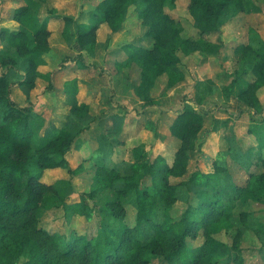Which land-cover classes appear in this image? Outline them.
I'll list each match as a JSON object with an SVG mask.
<instances>
[{"label": "trees", "instance_id": "trees-1", "mask_svg": "<svg viewBox=\"0 0 264 264\" xmlns=\"http://www.w3.org/2000/svg\"><path fill=\"white\" fill-rule=\"evenodd\" d=\"M24 1L13 15L20 27L0 29L2 41L14 50L11 55L0 53V264H17L20 258H25V264H154L160 258L166 264H217L226 245L215 235L232 227V214L236 210L252 212L255 204L264 208V125L256 132L253 126L249 128L257 139V148L247 157L244 185H234L232 190L222 188L220 172L229 167L227 158L232 147L218 153L211 171L196 169L186 177L191 154L202 145L205 115L200 109L209 107L206 99L217 90L212 78L197 82V98L192 99L195 105H184L170 125L171 134L179 141L172 159L162 154L151 157L146 144L138 143L131 148L132 174L121 175L114 168H104L80 201H62L60 206L68 223L76 216L96 220V232L65 233L40 226L48 213L42 205L45 194L58 191L59 184L70 181L59 178L46 182V170L63 167L71 174L81 172L80 167L73 169L67 159L79 133L69 126L54 128L34 145L33 107L20 105L13 89L17 85L34 88L38 76L36 55L50 51L52 16L64 20L65 39H74L80 46L75 55L63 57L61 68L70 62L87 69L96 67L87 61L84 51L94 53L99 22H107L113 34L120 31L130 6L137 0H99L89 14L90 21L99 18L95 24L61 14L42 0L48 19L38 20L35 32L26 28L24 19L30 16V6L28 0ZM142 4L140 17L150 44L123 45L126 57L115 63L122 68L137 66L140 80L136 92L145 100V106L154 103L149 93L161 76L166 90L186 78L180 53L219 55L225 43L209 35L247 8L245 0H189L196 35L186 36L183 24L167 12V8L176 7L177 0H142ZM18 55L27 60L25 72L16 63ZM232 62V79L221 87V93L226 101L235 96L245 108L239 112L227 108L225 126L244 113L254 118L264 114L259 97L264 87V38L258 30L251 28L250 40L235 46ZM47 88L53 89L51 77ZM66 90L77 93L76 78L66 82ZM74 111L85 116L89 105L77 104ZM192 187L196 188V203L192 202ZM179 200H186L188 206L179 218H174L171 207Z\"/></svg>", "mask_w": 264, "mask_h": 264}, {"label": "rangeland", "instance_id": "rangeland-1", "mask_svg": "<svg viewBox=\"0 0 264 264\" xmlns=\"http://www.w3.org/2000/svg\"><path fill=\"white\" fill-rule=\"evenodd\" d=\"M30 16L24 20L26 28L35 32L38 20H47L46 5L42 0H28ZM99 0H47L48 5L57 12L73 15L78 21H90V11ZM247 8L235 16L218 32L209 38L225 43L220 54L207 56L200 51L189 55H181V67L186 78L170 89H163V76L149 93L153 104L144 105L145 100L136 92L140 80L139 69L132 64L119 67L115 61L123 60L126 56L122 50L127 43L149 45L146 37L147 27L143 24L140 11L142 0H137L129 8L127 18L122 29L112 33L107 22L100 21L96 30L97 44L93 54L84 51L86 59L96 67L79 69L67 62L64 68L60 64L65 55H75L80 46L74 39L66 40L62 34L64 20L58 16L50 19L49 43L50 51L36 55L38 76L34 88L17 85L13 89V97L20 105H30L32 109V127L34 130V145L44 139L54 128L69 126L78 131V137L67 154L70 166L81 168V172L71 174L66 168L47 169L43 180L53 182L59 178H69L67 183L58 185V191L45 194L42 205L48 208L40 226L49 231L78 233L97 231L96 220H87L76 216L67 222L62 201L73 203L82 199L85 192L91 190L96 176L104 168H114L121 175L132 174L131 164L133 155L131 148L138 143H145L150 156L162 154L171 158L179 141L171 134L170 125L178 110L184 105H195L192 101L197 98L196 85L213 75L216 79V91L208 101L212 106L200 111L206 115L204 128L200 133L201 149L191 154L190 173L199 169L209 171L211 156H218L225 147H232L233 152L227 158L229 167L220 172L222 188L233 189L234 185H244L249 168L248 155L255 152L257 142L253 132L248 127L253 124V131H260L264 125V114L254 118L244 113L240 119L232 120L227 126L221 124L230 111L239 112L245 105L236 97L226 101L221 94V87L231 78L234 48L238 43L250 40V29L259 31L264 38V0H245ZM24 0H0V29H17L20 23L13 19L14 9L24 4ZM189 0H177L174 8H167V12L179 20L184 26L183 35L194 36L196 29L194 19L189 13ZM99 18L92 19L95 24ZM101 20V19H100ZM76 30L72 25L73 33ZM5 51L11 55L14 50L4 44L0 37V53ZM19 68L25 72L26 58L18 55L15 58ZM217 74L210 71L209 61ZM216 65V66H215ZM53 82V89L47 88ZM77 79L76 94L67 92L66 82ZM221 91V92H220ZM259 97L264 103V88L259 91ZM187 98V99H186ZM80 103L89 105V112L85 116L78 115L74 107ZM235 123V124H234ZM224 126V127H223ZM216 127L221 128L220 133ZM218 134L210 141V133ZM227 131V132H226ZM262 132V131H261ZM226 133V139L223 138ZM219 137V142L218 138ZM213 141V143H212ZM221 148V149H218ZM224 147V148H223ZM226 149V148H225ZM228 149V148H227ZM226 149V150H227ZM241 155V157H239ZM247 158V159H246ZM103 171V170H102ZM192 187V202L196 203ZM125 204V201L122 202ZM188 206L186 200H179L171 207V214L179 218ZM131 214V206H127ZM232 227L216 234L215 237L226 245L224 256L217 264H264V208L255 204L254 210L241 212L236 210L231 216ZM199 240V239H198ZM202 240V238H200ZM17 264H25V258H20ZM154 264H166L157 259Z\"/></svg>", "mask_w": 264, "mask_h": 264}, {"label": "crops", "instance_id": "crops-1", "mask_svg": "<svg viewBox=\"0 0 264 264\" xmlns=\"http://www.w3.org/2000/svg\"><path fill=\"white\" fill-rule=\"evenodd\" d=\"M49 23H50V22H49ZM49 26H50V24H49ZM50 29H51V27H50ZM51 30H52V29H51ZM216 56H217V55H216ZM210 57H214V56H210ZM209 60H210V59H209ZM210 63H211V60L209 61V66H210V71H211V73H213V74L216 73V74H217V72H219V70H215V69L213 68V66H212ZM215 66H216V65H215ZM209 77L212 78V79L216 82V79H215V77H213V75H210ZM231 79H232V76H231L230 80H229L227 83H229V82L231 81ZM227 83H225V84H227ZM223 85H224V84H223ZM263 88H264V87H263ZM260 90H261V89H260ZM260 90H259V91H260ZM220 92H221V91H220ZM221 94H222V93H221ZM210 98H211V97H208V98L206 99V102L208 103L207 105L209 106L207 109H209V108L212 107V106L210 105V103L208 102V101L210 100ZM232 98H235V96H233ZM230 100H231V99H230ZM241 102H242V101H241ZM242 103H243V102H242ZM243 104H244V103H243ZM244 105H245V104H244ZM201 109L206 110V109H204V108H201ZM201 109H200V110H201ZM179 111H180V110H178V111L176 112L175 117H176V115L178 114ZM247 114H248V113H247ZM248 115H249V114H248ZM249 116H250V115H249ZM175 117H174V119H175ZM228 117H229V115H228L227 117H225L224 120H227ZM241 117H242V116H241ZM205 118H206V115H205ZM174 119H173V120H174ZM239 119H240V118H239ZM172 122H173V121H172ZM222 123H223V121H221V124H222ZM252 123H253V122H252ZM252 123H251V125H250L251 127L253 126ZM171 124H172V123H171ZM234 124H235V123H234ZM222 125H223V124H222ZM250 126L248 127V129L250 128ZM223 127H224V126H223ZM216 129H217L216 131H219V133H220V129H221V128L216 127ZM170 132H171V131H170ZM226 132H227V131H226ZM217 134H218L217 132H215V131L212 130V132L210 133V136H211V137H210V141H211V139L214 140L213 138H214V136L217 135ZM219 137H220V136H217V138H218V142H219ZM226 137H227V136H226V133H225L223 138L226 139ZM254 138H255V137H254ZM226 140H227V139H226ZM255 140H256V138H255ZM256 142H257V140H256ZM212 143H213V141H212ZM178 146H179V145H178ZM229 147H230V145H229ZM229 147H225V148L227 149V148H229ZM177 148H178V147H177ZM177 148L174 150L173 155L171 156V158L168 157V156H165V155H164V156L167 157L168 159H172L173 156H174V154H175V152H176V150H177ZM223 148H224V147H223ZM225 148H224V150H226ZM218 149H221V148L218 147ZM214 159H215V156H211V165H210V169H212V162H213ZM209 171H211V170H209ZM207 172H208V171H207ZM79 201H80V200H79ZM74 202H77V201H74Z\"/></svg>", "mask_w": 264, "mask_h": 264}]
</instances>
